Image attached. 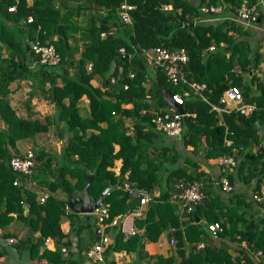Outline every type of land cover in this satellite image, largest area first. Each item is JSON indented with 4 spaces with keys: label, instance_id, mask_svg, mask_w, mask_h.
Listing matches in <instances>:
<instances>
[{
    "label": "trees",
    "instance_id": "trees-1",
    "mask_svg": "<svg viewBox=\"0 0 264 264\" xmlns=\"http://www.w3.org/2000/svg\"><path fill=\"white\" fill-rule=\"evenodd\" d=\"M121 1L92 0L105 13L90 15L83 37L86 43L78 56H74L68 36L76 25L62 21L55 0L30 3L0 0V48L6 51L5 56L0 54V120L4 124L0 127V227L9 223L13 215L21 218L30 228L24 235L30 257L43 258L45 264H82L79 241L75 250L62 254L60 246H68L70 241L60 223L62 218L68 219V232L79 239L80 232L95 219L91 220L90 214L86 217L66 208L68 196L80 194L87 181L86 193L92 200L104 187H109L102 196V201L107 203L108 217L104 219L107 222L115 214H125L136 203L117 184L128 180L151 192L160 185L163 176L165 187L143 206L140 217L133 218L138 231L125 235L115 227L99 264H116L113 250L133 251L139 256L142 239L155 241L163 230L174 237L175 254H157L154 264H259L253 253L257 249L264 252V214L257 218L247 215L248 195L234 189V178L243 184L256 178L252 192L259 188L260 177L264 176V146L259 144V129L264 126V86L257 82L258 91L252 94L250 83L254 75L248 74L257 66L261 54L243 38L245 30L234 20V7L240 0H127L134 5L129 10L130 23L119 18ZM161 3H169L170 8H161ZM11 4L15 10L7 11ZM209 4H224L230 16L216 20L211 12L209 19H202L205 16L200 7ZM28 15L32 20L23 23ZM179 19L193 20V24L181 26ZM100 32L105 35L101 37ZM35 39L53 44L60 56L56 64L38 61L29 46ZM209 44H213V49H207ZM155 45L186 50L188 59L182 66L185 76L205 83L204 93L209 101H216L225 87L236 84L242 98L254 105L248 114L233 110L218 114L194 93L183 103L185 111L194 112V116L182 118V142L190 153H201L206 159L223 154H233L235 158L234 167L231 170L223 167L220 176H225L230 185L225 192L204 189L200 180L206 173L198 168V162L187 159L176 165L179 154L171 145L155 142L153 149H147L154 136L162 137L152 121L167 108L159 88L180 90L165 79L159 68H147L141 48ZM120 46L124 53L118 51ZM123 54L128 56L122 58ZM87 61L90 68L86 67ZM129 71L133 72L131 77ZM111 76L115 78L113 82L109 80ZM94 77H98L99 84H91ZM20 79L29 80L27 104L37 92L54 105L52 113L40 118L15 112L7 97L8 84ZM123 83L126 88L122 87ZM81 95L87 98L86 116L78 111ZM219 117L222 124L217 122ZM49 129L59 138V148L54 153L35 143L30 148L35 167L29 177L49 192L43 202H38L35 189L23 180L29 177L13 171L8 160L19 153L17 140L33 138ZM224 137L230 139L228 144ZM254 144L258 147L251 150ZM117 158L120 165L115 172ZM16 177L19 184H12ZM180 179L198 180L205 193L190 212H177L172 198L171 201L168 198L171 185L177 191L174 184ZM57 191H62L64 197H59ZM21 199L25 206L20 204ZM260 201L264 209V200ZM23 209H26L24 213ZM211 221H218L222 228L211 236L224 237L227 241L219 245L206 242L198 247L197 243L207 236L206 223ZM9 233L4 231L1 235ZM186 242L189 249L185 253ZM231 250L236 253L232 254Z\"/></svg>",
    "mask_w": 264,
    "mask_h": 264
},
{
    "label": "built area",
    "instance_id": "built-area-1",
    "mask_svg": "<svg viewBox=\"0 0 264 264\" xmlns=\"http://www.w3.org/2000/svg\"><path fill=\"white\" fill-rule=\"evenodd\" d=\"M259 4L264 7V0H240L238 5L234 7V19L244 24H250L256 21L259 15ZM133 6L134 5L127 2V0H122L119 3L118 15L122 22L130 23L131 18L129 10L132 9ZM160 6L163 9L170 8L169 3H161ZM223 7L224 4H209L201 6L200 9L205 16L202 19H209V13L216 12ZM6 10L14 11L15 5H8ZM31 20V15H28L22 20V22H30ZM101 34L103 35L104 32H101ZM29 46L30 50L37 57L40 63L53 65L59 61V53L54 48L53 44L44 43L35 39L29 42ZM213 47V44H209L207 49L211 50ZM118 51L120 53H124L123 47H118ZM141 51L144 62L149 70L159 68L164 73L165 79L170 84L176 85L180 89L176 91L170 90V99L173 104L166 101L167 108H164L165 110L162 114L156 115L152 119L154 127L163 135L168 137L178 136L182 131L183 116H194L193 111H185L183 108V103L190 93L197 94L200 98L209 103L210 108L217 111L218 114L221 112H229L231 110L242 114H248L253 109L254 105L252 103L242 102V93L239 86L236 84H230L225 87L220 92L216 101H209L207 95L204 93V89L206 88L205 83L189 79L185 76L182 66L186 63L188 55L183 47L169 49L163 45H155L148 48H141ZM126 55L128 56V54ZM89 66L90 64L88 63L86 67L90 68ZM132 75L133 72L129 71L128 76L131 77ZM109 80L113 82L115 78L111 76ZM126 86V83L122 84L123 88H126ZM230 102L235 103L230 106ZM175 105L182 106L183 112L179 111ZM217 122L221 124L223 123L221 117L217 119ZM224 142L228 144L230 139L228 137H224ZM217 161L227 170H231L236 162L233 154L220 155L217 158ZM8 165L18 175L29 177L35 166L34 152L27 148L21 153L13 154L8 160ZM219 180L221 189L224 191L229 190L230 185L227 182L226 177H220ZM19 182L18 177L12 180V184H19ZM174 186L177 187V191L173 194L172 201L177 203V206L180 207V211L184 210L185 212H190L193 204L205 196L198 180L184 181L180 179L175 182ZM117 187L122 189L128 198L136 199V203L133 204L125 214H115L107 222L104 221V219L108 217L107 203L100 201L98 206L93 208L95 215L94 232L96 239L85 249V256L90 262H101L103 260V251L111 242L105 228L107 226H118L119 230L125 235L137 232V227L133 225V218L140 217L142 215L143 206L154 196L152 192H149L147 189L138 186L135 182L131 183L128 180H122L119 184H117ZM107 191L108 189L105 193ZM47 195L48 192H41L36 196V199L38 202H43ZM250 198L255 201L264 200V185L259 186L258 189L250 192ZM20 203L24 204V200L21 199ZM206 228L210 235H216L222 229L218 221L207 222ZM172 229L173 228L171 227L169 230ZM16 241L17 238L15 236H0V244L15 243ZM168 242L169 244H174V237L168 236ZM201 245L202 244L200 242L197 243L198 247ZM60 250L64 252L65 248L61 246ZM112 254L114 259H116V264H122L120 257L123 253L113 250ZM253 254L257 260L264 259V252L260 249L255 250Z\"/></svg>",
    "mask_w": 264,
    "mask_h": 264
},
{
    "label": "crops",
    "instance_id": "crops-1",
    "mask_svg": "<svg viewBox=\"0 0 264 264\" xmlns=\"http://www.w3.org/2000/svg\"><path fill=\"white\" fill-rule=\"evenodd\" d=\"M27 3H30L31 0H26ZM55 6L62 12V21L68 22V23H74L76 26L74 29H72L69 33L68 42L70 44L71 49L74 51V56H78V53L83 46L84 43H86V38H83L86 34V26L89 23V17L92 13H99L104 14L105 9L104 8H97L92 0H55ZM96 9H93L95 8ZM259 8V15L257 17V20L250 23V24H244L241 22H238L242 25L243 29L245 30V35H243V38L245 40H248L251 45L258 50V52L261 54V57L259 59V62L257 66L252 70L249 71L248 74H253L254 79L251 81L250 85V92L252 94L257 93V82H261L264 86V7L260 4L258 5ZM96 10V11H94ZM215 17H217L216 20H221L223 17L230 16L229 13L225 12V8L214 12ZM105 33L102 35L100 32V36L103 37ZM0 54L2 56L6 55V51L3 48H0ZM90 64L89 61L86 62L87 64ZM91 84L97 85L99 84L98 77H94L90 79ZM29 80L27 79H20V80H13L8 84V93L7 97L9 100V104L11 105L10 101L12 96L23 98V100L27 104V95L29 92ZM25 93V94H24ZM23 95V96H22ZM242 102L246 101L242 98ZM235 102H230V106L234 105ZM250 103V102H247ZM78 111L81 116L88 115V106H87V98L85 95H81L78 102ZM253 104V103H252ZM30 105V106H29ZM13 108V106L11 105ZM14 109V108H13ZM15 110V109H14ZM54 110V105L47 101L45 98H43L39 93L35 92L34 95L30 98V101L27 104V107L25 108V111L23 112L20 110L21 115H27L34 117V116H43L46 114L52 113ZM16 112V111H15ZM17 113V112H16ZM128 122V120H125V122ZM0 126H4L3 122L0 120ZM50 130V129H49ZM53 130V127L51 128V132ZM184 128L181 132H183ZM260 141L259 144L261 146H264V126L260 127ZM50 132L49 139L53 137V134ZM176 137H168L162 134L161 138H156L154 136L151 141L152 143L147 146V149L154 148L152 145L155 142L164 143L167 146L171 145L176 152H178V158L176 159V165L187 162V159L196 161L199 163V167L205 171L206 176L204 179H201V185H205L204 189L209 187V190L214 192H225L220 190L219 185V179L222 175L223 166L218 163L217 157L206 159L203 154L197 153V154H191L188 147H185L182 142V133ZM39 134V133H37ZM58 138V137H57ZM59 140V138L57 139ZM60 141V140H59ZM43 144L42 142H39ZM39 147V146H37ZM258 147V144H254L251 146V150H255ZM59 148V147H58ZM57 150V149H56ZM56 150H49V152L54 153ZM149 151V150H148ZM171 152V149L168 150ZM151 154V152H150ZM189 156V157H188ZM189 160V161H190ZM188 161V162H189ZM114 169L117 172L119 165H120V159L117 158L114 161ZM25 183H27L28 186L31 188H34L35 191L39 192L42 186H40L34 178L29 177L26 179H23ZM175 180V179H174ZM170 181V180H169ZM256 178H253L251 180V183L249 184H243L238 178H234V189L236 192H242L245 191L248 195L247 199L249 200V206L246 209V214H253L252 216L254 218L260 217L264 214V209L262 207L263 201H255L250 198V191L255 185ZM173 183V182H171ZM260 186L264 185V176L260 177V181L258 182ZM165 187V183H163V176L161 178L160 185H156L151 192L154 196H156L162 188ZM176 192L175 189L172 188V185L170 187L168 198L169 200L172 198L173 194ZM81 194V193H80ZM80 194H73L74 196H79ZM224 194V193H223ZM57 195L59 197H64V193L62 191H57ZM171 201V200H170ZM174 205V208L177 212H180L179 207L177 206V203L174 201H171ZM83 214V213H79ZM89 215V214H87ZM94 215V214H93ZM92 215V219H94V216ZM87 217V216H86ZM183 219V217H181ZM201 221H204L203 219H198ZM60 228L63 232H67V238L70 241V245L64 246L65 252L75 250V245L79 241L81 245L82 252V258L83 262L82 264H98L95 262H90L85 256V248L92 243L96 239V235L94 233V222L90 227H88L86 230H83L80 232L79 239L73 232H68L69 229V221L66 218H62L60 223ZM115 227H110V229L107 231L110 239L112 238V233L114 231ZM28 230V226L25 224V222L18 217H15L13 215V218L9 223H7L4 227H0V234L4 231L10 232L7 236H15L17 238V241L15 243H4L0 244V264H45V261L43 258L36 259L32 258L28 254L27 250V238L24 236ZM2 236V235H1ZM66 238V237H64ZM207 240V241H206ZM222 241L226 242V238L219 237V236H211L210 233L207 231V236L199 241L201 244L209 242L213 245H219ZM143 247L142 250L139 253V256H136L133 251H125L120 250L119 252L123 253V255L120 257L122 260V264H154L155 262V256L157 254L162 256H167L169 254H175L174 246L173 244H169L168 242V234L166 230H163L159 233L158 238L155 241H149L147 239H142ZM198 242V243H199ZM185 253L189 249V243L186 242L184 244ZM75 252V251H74ZM231 253L234 254L236 251L231 250ZM176 259H178V256L176 255ZM257 260V259H256ZM259 261V264H264V260H257Z\"/></svg>",
    "mask_w": 264,
    "mask_h": 264
},
{
    "label": "water",
    "instance_id": "water-1",
    "mask_svg": "<svg viewBox=\"0 0 264 264\" xmlns=\"http://www.w3.org/2000/svg\"><path fill=\"white\" fill-rule=\"evenodd\" d=\"M179 24L181 26H185V27H190L193 24V20H189V21H182L179 19ZM121 57H127L126 54L121 55ZM160 93L163 97V99L165 101H167L168 103L173 104V102L170 99V90L168 88L165 87H160ZM176 108L183 112V108L180 105H175ZM91 176L89 175L88 179H90ZM88 181L85 182V184L82 186L81 188V194L79 196H73V195H69L67 200L65 201V205L67 208L72 209L78 213H83L86 216H88L87 214L90 213L94 207L98 206V204L100 203L101 199H102V195L105 193V191L107 190V187H104L101 192L99 193V195L97 196V198L95 200H91L89 198V196L86 193V185H87ZM195 207V205L193 204L192 209ZM196 220H198V218H196ZM30 231V228L28 226V232Z\"/></svg>",
    "mask_w": 264,
    "mask_h": 264
},
{
    "label": "rangeland",
    "instance_id": "rangeland-1",
    "mask_svg": "<svg viewBox=\"0 0 264 264\" xmlns=\"http://www.w3.org/2000/svg\"><path fill=\"white\" fill-rule=\"evenodd\" d=\"M10 103L18 114H21L20 110H22L24 112L25 108L27 107V104L23 100V98L21 99V98L15 97V96H12ZM39 117L41 118L42 115ZM49 135H50V130H47L44 132H40L39 134H36L35 136H33V138H25V139L17 140L16 144H17V148H18L19 153L23 152L27 148H29V149L32 148L34 143L36 144V146L44 147V150H46V151H49L50 149L51 150L58 149V147L60 145V141L57 140L58 138L56 137V134L53 132V137L51 139L47 140L49 138ZM39 142H42L43 144H41ZM93 216L95 219V215H93ZM90 219L92 220V214H90ZM173 247L174 246H172L171 248H173ZM117 262H119V261H117ZM96 263L99 264V262H96Z\"/></svg>",
    "mask_w": 264,
    "mask_h": 264
},
{
    "label": "clouds",
    "instance_id": "clouds-1",
    "mask_svg": "<svg viewBox=\"0 0 264 264\" xmlns=\"http://www.w3.org/2000/svg\"><path fill=\"white\" fill-rule=\"evenodd\" d=\"M218 157H219V156H218ZM218 157H217V158H218ZM34 167H35V166H34ZM115 172H116V171H115ZM106 187H107V186H106ZM41 189H42V190H40L39 192L36 191L37 195L40 194L41 192H45V191L48 192L47 189H46L45 187H41ZM107 189H109V187H107ZM48 193H49V192H48ZM104 194H105V193H104ZM104 194H103V195H104ZM103 195H102V196H103ZM91 200H92V199H91ZM135 200H136V199H135ZM101 202H103L102 199H101ZM20 204H21V203H20ZM22 205H23V206L26 205L25 201H24V204H22ZM64 206H66V205L64 204ZM25 210H26V209H23V213L25 212ZM88 214H92V215H93V214H94L93 210H92L90 213H88ZM94 224H95V221H94ZM108 227H116V226H108ZM106 232H107V231H106ZM0 236H1V234H0ZM2 237H7V236H2ZM92 242H93V241H92ZM60 247H61V246H60ZM63 247H64V246H63ZM64 248H65V247H64ZM114 251H115V250H114ZM61 252H62V251H61ZM118 252H119V251H118ZM62 254H65V251L62 252Z\"/></svg>",
    "mask_w": 264,
    "mask_h": 264
}]
</instances>
